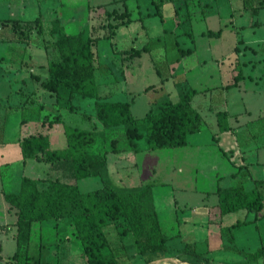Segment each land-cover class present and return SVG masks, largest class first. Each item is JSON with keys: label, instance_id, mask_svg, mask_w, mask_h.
<instances>
[{"label": "rangeland", "instance_id": "obj_1", "mask_svg": "<svg viewBox=\"0 0 264 264\" xmlns=\"http://www.w3.org/2000/svg\"><path fill=\"white\" fill-rule=\"evenodd\" d=\"M157 1H160L162 19L155 13L156 7L151 0H0V125L6 116L5 136L8 139L0 144V162H9L2 164L0 173L5 180L11 181L9 188L18 183L21 173L20 149L12 139L19 135L20 120L31 115L23 104L31 91L37 101L49 96L31 73L46 77L47 71L37 64L56 59L54 37L50 33L56 17L62 31L82 30L87 35L101 37L111 32L108 23L119 21L122 12H129L131 22L112 29L114 35L101 37L93 46L95 62L100 64L96 71L98 92L105 96L104 100L128 101L133 115L141 118L150 108L157 110L169 99L177 101L183 91L193 88L198 92L194 94L192 103L207 125L202 131L204 136H195L191 140L217 132L215 111L227 109L231 113L227 123L235 128V132H218L220 145L234 150L249 146L254 154L258 147H264V7L257 13L251 11L250 6L257 5L258 0H190L187 4L182 0ZM36 17L38 21H34ZM3 18H16L21 24L13 28L11 22H1ZM219 28L222 30L218 37L205 34ZM143 45L149 51L131 56V48ZM179 48H191L193 51L181 56ZM28 60L35 65H24ZM239 72L243 77L238 84L225 87ZM206 88V91H201ZM54 97L56 104L46 105L44 113L57 114L64 124L96 131L103 129L95 115L93 97L76 95L71 101L65 97L59 102ZM84 113L90 118H85ZM123 129L120 126L113 134L120 146L125 143ZM139 130L142 136L136 142L139 147H144L147 144L142 126ZM113 136L106 134L107 139ZM101 142L99 140L98 145L101 146ZM184 154L182 147L148 150L140 157L138 172L132 166L128 167L133 170L132 178L120 180L114 176L113 179L106 173L103 178L90 176L80 179L77 186L85 192L104 183L119 189L152 184L163 231L168 235L179 230L182 233L184 229L178 227L183 221L180 213L203 201L212 203V197L205 196L209 195L205 191L215 188L210 174L207 180H195L196 162L194 158L182 161ZM236 155L233 154L234 159ZM246 155L251 154L247 152ZM112 157L113 154L110 155ZM110 162L109 170L112 168ZM223 167L227 166L220 167V170ZM248 167L253 177L262 175L259 167ZM229 183L231 181L226 178L221 185ZM253 215L249 213L247 219ZM244 218L245 213L233 212L223 217V226ZM50 222L41 223L42 232L34 231L29 242V264H86L80 244L71 233L69 219L63 220V227L58 228L50 226ZM121 228L122 224L116 225V222L106 227L110 247L119 263L143 264L142 257L133 248L132 237L127 235L123 240L119 237ZM241 229L249 230L246 239L264 242V217L257 220L255 227L241 226L236 231ZM222 235L225 239L230 234L226 229ZM216 239L212 234L208 236L209 242ZM246 239L241 237L238 241L225 243L239 247ZM184 242L177 236L172 248L174 255L184 262L213 264L206 262L205 258L215 262L219 259L198 251L194 252V257L186 251L185 244L182 245ZM41 243L46 245L40 246ZM123 243L125 247H122ZM200 246L206 248V243L200 242ZM13 248L14 243L9 241L4 251L11 252ZM169 255L154 261L162 263L163 258H177ZM23 260L20 258V263ZM240 263L248 264L246 259ZM0 264L9 263L0 261ZM12 264L19 262L13 260Z\"/></svg>", "mask_w": 264, "mask_h": 264}, {"label": "trees", "instance_id": "obj_2", "mask_svg": "<svg viewBox=\"0 0 264 264\" xmlns=\"http://www.w3.org/2000/svg\"><path fill=\"white\" fill-rule=\"evenodd\" d=\"M125 2L126 0H120ZM187 4L190 0H182ZM155 5V13L161 16L160 1L151 0ZM248 7V6H246ZM253 13L264 7V0H258L257 5L250 6ZM125 18V19H124ZM11 22L13 28L21 24L16 18H3L1 22ZM38 21V18H34ZM129 12L120 14V20L108 23L111 32L103 38L115 34L112 29L131 22ZM19 31V30H18ZM50 33L53 35V47L59 54V59L51 61L47 66V77L40 81L46 91L55 94L59 102L65 98L71 101L76 95L93 97L95 99L96 118L102 123L103 129H84L78 126L64 124L63 132L66 147L51 149L48 135H29L20 140L23 159L34 158L37 161L55 163L68 161L72 167L75 180L90 176L106 175V154L124 149L138 151L136 140L142 136L139 126H142L147 149L152 151L160 148L182 147L187 143L188 134L198 132L206 125L204 118L192 105V97L196 93L193 88L183 91L177 101H165L155 111H148L143 117H135L130 110L128 101H106L98 93L95 71L100 66L96 64L93 46L101 37L85 34L82 30L75 32L62 31L58 18H54ZM221 28L208 30L206 35L220 36ZM131 56L149 51L146 45L133 47ZM181 56L192 52L191 48H179ZM159 73V70H157ZM243 77L239 72L234 85ZM37 80L39 78L36 77ZM71 107V106H70ZM225 110L216 112L217 125L220 131L229 130ZM123 126L124 145L118 144V138L113 136L114 130ZM106 134L113 137L106 138ZM102 141L100 148L95 146ZM255 187L246 190L242 184L230 187H217L218 214L223 215L239 209L254 212L255 218H261L264 206V180H255ZM4 198L10 208L15 210L17 249L12 256L19 264H29L28 243L33 222L46 220L69 219L72 232L80 244L86 264H120L106 232L111 222L122 224L118 231L119 237L130 235L133 248L138 256L147 264L164 255H174L168 243V238L162 230L150 185L119 189L109 183L89 191H80L77 184L66 183L58 179H36L22 176L20 187L16 192H5ZM232 226L226 227L231 230ZM123 240V239H122ZM125 247V244H122ZM188 253L195 257L188 249ZM109 250V251H107ZM264 257V246L254 253L245 254L246 261L255 264ZM20 258L23 262L20 263ZM12 260V261H13ZM206 261V260H205ZM11 263L12 262H7ZM243 264V263H224Z\"/></svg>", "mask_w": 264, "mask_h": 264}, {"label": "crops", "instance_id": "obj_3", "mask_svg": "<svg viewBox=\"0 0 264 264\" xmlns=\"http://www.w3.org/2000/svg\"><path fill=\"white\" fill-rule=\"evenodd\" d=\"M55 53H56V59L52 61H56L59 59V54L56 49H55ZM49 63H38L37 65L39 67H43V69L47 71V66ZM24 65L32 66V65H35V63L31 60H28L24 62ZM106 69L107 68H104V70ZM96 71H95V78H96ZM31 75L39 78L38 80L39 82L41 80H44L47 77L46 76L42 78L40 75L35 74L33 72L31 73ZM96 82H97V79H96ZM238 82L239 80L234 85H237ZM227 85L225 87H227ZM206 90L207 88L201 91H206ZM195 91L198 92V90H195ZM48 95L49 96L47 98L40 99V101H37V99H35L33 96V91H31L28 94V98L23 104V107H26L31 112V115L30 117H23L20 120L19 135L16 136L14 139H12L14 143L19 147L20 153H21L20 140L26 136L36 135V134L48 135L51 149H62L66 147V138L63 132L64 123L61 117H59L57 114L52 116L48 113H44L46 111L45 109L46 105L50 106V105L56 104L55 97H54L55 94L49 92ZM99 95L102 97V100H104L103 98L105 96L101 95L100 93ZM150 110H153V109L150 108L148 111ZM197 110L199 111V109ZM223 110L227 112L228 114L227 118H228L231 115V113L227 109H223ZM217 111H222V110L217 109L215 111V114ZM83 115L85 118H90L89 114L84 113ZM6 120L7 119L5 116L4 123L0 125V144H3L8 141L7 137L5 136ZM205 122L207 125L206 120ZM206 125L203 127V129L206 127ZM203 129L198 132L188 134L187 143L186 145L182 146V148L185 151V154L182 156L184 158L182 159V161L188 158H194L196 162V165L194 168L195 173L197 174L195 175L196 181L200 180V182H202L203 180L208 179L207 177L208 174L211 175L212 180H214L215 188L205 191L206 193H209V195L206 194L205 196H208V197L211 196L212 203H206L205 201H203V203H201L198 206H190L188 207L187 210L184 209L180 213V216L183 218V221L178 226V227L182 226V228L184 229L182 233L180 232V230L176 234H170V235L166 234L164 231L163 232L168 238V243L170 244L171 248H174L173 242L175 238L177 236H180V238L183 241H185L182 245L187 244L191 253L198 251L199 253H206L207 256L210 258L219 257V259H217L216 262L212 259L205 258L206 262H211L213 264L240 263V262L245 261L246 259L245 254L254 253L256 250L264 246V242H262L261 239L258 241H254V240L250 241L249 239H246L248 237L247 235L249 234V230L246 229L242 231L241 229L240 231L237 232L236 229L240 228L241 226L255 227L257 220L261 219L262 217L255 218L254 212H248L245 209H239L233 212L245 213L244 220L237 219L234 223H231L230 225H227V226L225 225L223 226V217L229 216L233 212L226 213L223 215L218 214V208H217L218 197L215 191L218 186L224 188V187L235 186L238 184H242L246 190H250L255 187L256 185L255 180H264V147L262 148L258 147L255 154L252 153V149L249 146H243L242 148L238 147L237 150L236 148L234 150L233 148H230V147L223 148L219 143V137L216 135L218 134V132H220V130H218L217 132H213V134L212 133L207 134V136L202 139L191 140L195 136H202L203 135L202 133H204L202 132ZM94 130L96 131V129ZM229 131H231L230 133H234L235 128L229 125V130H226V132H229ZM98 142L99 141L96 142L95 146L100 148L101 146L98 145ZM136 146L138 148V151L124 149V150H120L116 152H108L106 154L105 170H106V173L111 178L114 179V176H117L119 177L118 179L120 180H123V179L126 180V179L133 177V174H132L133 170H129L128 167L132 166L136 172L140 166L141 155H144L148 151L147 145L144 147H139L136 142ZM155 150H152V151H155ZM247 152L251 155L250 156L246 155ZM234 153L235 154L237 153L236 159L233 158ZM111 154H113L112 158H110ZM237 158H238V161H237ZM18 161L21 165V173L19 175V179H18L19 181L14 187L9 188L11 181L5 180V178L0 173V201H1L0 203V261H4L6 263L8 261L12 262L13 260L12 256L17 249L16 240L14 238V234L16 232L15 222H16L17 216L15 213V210L13 208H10L9 204L6 202L4 198V193L18 191L22 176H28V177L36 178V179H51V180L58 179L62 182L75 183V184H77V181H78L74 179L73 174H72V167L68 161L62 160V161H58L55 163H45V162L37 161L34 158L23 159L22 154L20 156V159H18ZM109 162L112 164L111 170H109L108 168ZM8 163H9L8 160L1 161L0 169L2 168V164H8ZM224 165H226L227 167L226 168L223 167L222 170H220V167ZM248 166H250L251 168L259 167L262 170V175L253 177L249 171ZM226 178L229 179L231 183H229V185H221V182ZM143 185H150L152 189V193H153L152 184H143ZM143 185H138V186H143ZM134 187H137V186H134ZM194 188H197V186H194ZM153 199H154V193H153ZM154 206H155V203H154ZM155 209H156V206H155ZM249 213L254 214L253 218L247 219ZM261 213H264L263 209ZM157 215L159 218L158 212H157ZM63 220L65 219H59L57 221L55 220H46V221H52L50 222L51 223L50 226L54 225L56 226V228H58L59 226L63 227V223H62ZM46 221L32 223L29 242L32 239L34 231L42 232L41 223L46 222ZM159 221H160V218H159ZM228 226H232L231 227L232 230L230 231L227 230L230 235L228 237H225L224 239V236L222 234L226 232V227ZM254 231H256V229H254ZM210 234H212L213 236H216L217 239L209 242L208 236ZM240 236L243 239L245 238L246 240H244L242 242L243 244L239 247L225 243L228 241L230 242L238 241V239L241 238ZM9 241L14 243V248L11 252H5L4 250L7 247V243ZM200 242H205L206 248L201 247V246L198 247ZM44 245H46V243H41L40 246H44ZM28 249H29V243H28ZM28 255H29V251H28ZM259 262H264V257L258 259L256 263H259Z\"/></svg>", "mask_w": 264, "mask_h": 264}, {"label": "bare ground", "instance_id": "obj_4", "mask_svg": "<svg viewBox=\"0 0 264 264\" xmlns=\"http://www.w3.org/2000/svg\"><path fill=\"white\" fill-rule=\"evenodd\" d=\"M150 264H189V263L184 262L183 260H180L178 258H163L162 263H159L158 261H153Z\"/></svg>", "mask_w": 264, "mask_h": 264}, {"label": "water", "instance_id": "obj_5", "mask_svg": "<svg viewBox=\"0 0 264 264\" xmlns=\"http://www.w3.org/2000/svg\"><path fill=\"white\" fill-rule=\"evenodd\" d=\"M159 260V259H158Z\"/></svg>", "mask_w": 264, "mask_h": 264}]
</instances>
